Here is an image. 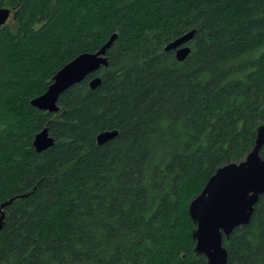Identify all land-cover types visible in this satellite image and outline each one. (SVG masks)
Returning a JSON list of instances; mask_svg holds the SVG:
<instances>
[{
  "label": "trees",
  "instance_id": "1",
  "mask_svg": "<svg viewBox=\"0 0 264 264\" xmlns=\"http://www.w3.org/2000/svg\"><path fill=\"white\" fill-rule=\"evenodd\" d=\"M4 6L0 264H207L187 208L264 124V0ZM190 30L178 61L164 46ZM114 33L107 66L64 90L58 112L30 104L65 63ZM46 126L54 143L38 152L33 138ZM105 130L117 133L98 144ZM223 245L226 264H264V194Z\"/></svg>",
  "mask_w": 264,
  "mask_h": 264
},
{
  "label": "water",
  "instance_id": "2",
  "mask_svg": "<svg viewBox=\"0 0 264 264\" xmlns=\"http://www.w3.org/2000/svg\"><path fill=\"white\" fill-rule=\"evenodd\" d=\"M12 9L0 7V26L5 24ZM194 30L171 40L164 50H173L178 61H182L190 52L188 42ZM116 37L112 34L96 51L82 52L65 63L52 77L47 89L32 98L30 104L47 112H58L59 95L68 87L81 82L87 75L98 72L108 64L106 50ZM100 77L95 75L89 81L91 88L97 86ZM117 133V130H105L96 136L98 144L105 142ZM54 143L48 127L38 131L32 145L40 152ZM264 146V124L256 128L254 144L249 152L239 161L219 166L209 176L200 192L188 204V214L195 225L191 236L195 241L194 251L203 254L207 264H226L227 249L223 245V237H228L232 230L249 223L254 205L261 194H264V158L260 151ZM203 197L196 206L194 202ZM6 203H2L3 207ZM3 217L1 215L0 219Z\"/></svg>",
  "mask_w": 264,
  "mask_h": 264
},
{
  "label": "snow or ice",
  "instance_id": "3",
  "mask_svg": "<svg viewBox=\"0 0 264 264\" xmlns=\"http://www.w3.org/2000/svg\"><path fill=\"white\" fill-rule=\"evenodd\" d=\"M203 200V197H200L199 200H195L194 202L196 203V206L199 205L201 203V201Z\"/></svg>",
  "mask_w": 264,
  "mask_h": 264
},
{
  "label": "rangeland",
  "instance_id": "4",
  "mask_svg": "<svg viewBox=\"0 0 264 264\" xmlns=\"http://www.w3.org/2000/svg\"><path fill=\"white\" fill-rule=\"evenodd\" d=\"M10 17H12V14H11V16Z\"/></svg>",
  "mask_w": 264,
  "mask_h": 264
}]
</instances>
